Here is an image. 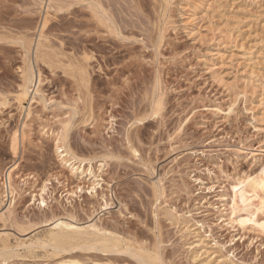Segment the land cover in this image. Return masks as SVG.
Segmentation results:
<instances>
[{
	"label": "rangeland",
	"instance_id": "374dc122",
	"mask_svg": "<svg viewBox=\"0 0 264 264\" xmlns=\"http://www.w3.org/2000/svg\"><path fill=\"white\" fill-rule=\"evenodd\" d=\"M98 2L0 0V235L11 246L1 260L53 264L51 247L35 242L66 220L159 247L165 264H198L187 217L224 245L216 255L264 264V206L232 189L264 160V0ZM39 39L50 65L35 62ZM31 63L44 98L27 116L16 97ZM73 67L86 68L85 83ZM47 130L85 160L81 174L61 163ZM79 254L142 264L118 252L65 256Z\"/></svg>",
	"mask_w": 264,
	"mask_h": 264
},
{
	"label": "bare ground",
	"instance_id": "6f19581e",
	"mask_svg": "<svg viewBox=\"0 0 264 264\" xmlns=\"http://www.w3.org/2000/svg\"><path fill=\"white\" fill-rule=\"evenodd\" d=\"M90 1L92 6L93 4L96 7L99 6L98 0H90ZM163 1H166L167 7L171 5V0H163ZM186 1L190 2V0H186ZM93 12L95 13L94 15H96L99 18L98 10L94 8ZM47 20L48 19L44 21L43 27L46 26ZM43 45L44 44H42L39 39L34 51L35 62L38 63L40 61H43V62H48L50 65L51 64L50 54L49 52H46L48 51V49H46V51H44L45 49L43 50L42 48L44 47ZM73 70L78 72L79 76H81V81L84 82L86 80V77L88 75L85 67L83 68L81 67L80 69L74 68ZM21 78L23 82L17 88L18 92L16 98L18 99L19 107L23 110V112L24 111L26 112L27 116H29L32 112V102L34 100L40 101L41 98H44L42 96V91H41V82H42L41 71L38 70L37 72H35V68L31 63L26 67V69L22 70ZM158 84L159 83H157V85ZM30 94H32V97H30L32 98V101L28 107L24 106L22 100L28 98ZM162 106H163V98L161 95H157L154 106L157 108L155 109V112L158 113L161 110ZM66 126L68 125H65V127ZM46 134H48V136L53 137L55 139V149L58 152V157L61 163L69 168L72 175H77L79 173L81 174V165L85 163V160L81 157L79 158L78 155H76L74 151H72L69 143L67 142V138L62 137L59 134V132L57 133L54 130L53 131L47 130ZM22 135L24 136V132H22ZM18 138H19L18 131H15L13 134V145H12L14 153L17 151ZM258 168L259 171L256 178L249 176L244 179H239L238 180L239 182H237V184H235L234 186L232 185L233 186L232 189L234 191L233 193L235 196L234 199L237 198L238 201L241 200L243 203H246V201H248L249 198H254V199H258L259 204L261 206H264V196H261V193H263L261 186L264 183V160L262 161L260 167ZM13 169L14 168H11L8 171V179L10 181L13 177ZM46 186L47 185H45V187ZM154 191H155L154 195H156L157 200H159L163 192L161 191L159 192V189L156 188L154 189ZM234 203H237V201L234 200ZM1 215L3 216L4 212H2L0 216ZM172 216H174L175 220L176 219L179 220L184 218L185 214H178V212L176 211L174 214H172ZM192 220L193 218L190 219L186 217L183 221L185 223V224L183 223L184 224L183 227L185 228L184 231L187 232L189 236L193 235V237L195 238V240L193 239L194 241L190 243V248L194 250L195 258L199 259L197 263L215 264L216 262H218L217 264H236L231 259L227 261V257L229 255L228 256H226V254L216 255L217 253L216 250L219 249H213V248H216L217 246L222 248L224 247V245L219 243V241H217L216 239H214V244H210L208 239L210 238L211 233H207V231L204 229V223H200V221L195 220V223L189 225V223ZM193 226H197V227H193ZM6 236L7 235H5V237ZM125 239H123L119 234L117 235L116 233H114V231H110L108 229L97 226L95 222L86 225H81L73 221L57 220L52 224L50 228V236L47 239L39 238L38 240H36V242L35 241L34 242L37 246L40 247H44V248L51 247L52 254L59 257V259L56 260L53 264H97L96 260L94 259L92 260H90V258L82 259L83 256L80 258V254L78 256L75 255H71L69 257L65 256V254L69 255L74 250H84V251L97 250V251H105L110 253L112 252L126 253L132 256L133 258H135L137 261H139L142 264H165V261L163 262L160 253L161 248L160 249L159 247L153 248L154 251L152 249L151 250L152 252H150L149 250L147 251L146 248H144L143 250L141 247H138L137 245L135 246V244L129 242L128 240L125 241ZM7 240L8 237L4 238L2 235H0V264H6L5 261H2L3 260L2 256L5 253L9 252L11 248ZM153 246L155 247V245Z\"/></svg>",
	"mask_w": 264,
	"mask_h": 264
},
{
	"label": "snow or ice",
	"instance_id": "6c2138e0",
	"mask_svg": "<svg viewBox=\"0 0 264 264\" xmlns=\"http://www.w3.org/2000/svg\"><path fill=\"white\" fill-rule=\"evenodd\" d=\"M262 226H264V225H262Z\"/></svg>",
	"mask_w": 264,
	"mask_h": 264
}]
</instances>
